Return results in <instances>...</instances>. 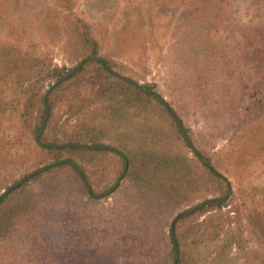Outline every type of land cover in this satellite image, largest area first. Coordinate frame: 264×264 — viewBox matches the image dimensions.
I'll list each match as a JSON object with an SVG mask.
<instances>
[{
	"label": "rangeland",
	"instance_id": "obj_1",
	"mask_svg": "<svg viewBox=\"0 0 264 264\" xmlns=\"http://www.w3.org/2000/svg\"><path fill=\"white\" fill-rule=\"evenodd\" d=\"M0 1L1 12L7 14L6 32H11L8 25L17 24L18 13L21 17L18 21L20 27L28 25L36 35L42 37L54 35L50 17L46 18L45 15L53 16L56 9L61 7L58 0ZM166 1L73 0L70 10L81 16L101 39L100 52L76 58L81 53L73 54L72 46L61 47L58 39L48 46L30 49L33 55L27 57V63L18 67L13 75L32 71L38 55L41 58L46 56L48 65L52 67H65L67 75L47 84L44 89L48 104L42 118L41 131L45 137L53 138L59 144L67 143L68 147L89 146V149L95 147L71 140L83 128L90 126L87 124L101 125L107 119L106 115H113L109 109L111 105L103 97L114 90L105 94V90L100 88L102 71L96 60L102 61L105 69L118 81L144 89H147L146 85L148 88L150 86L149 90L162 100L172 114L174 124L173 128L168 125L170 120L166 112L153 111L150 128L157 125V139L161 140L159 150L153 153L164 155L170 160L176 159L179 165L188 163L192 171L201 174L200 178L192 188L185 187L187 181L181 178L189 202H181L183 191L172 197L165 193L166 198L161 196L158 199L156 195L159 194L160 185L150 177H147L151 182L148 185L147 181L138 176L126 175L128 164L123 163L113 148L111 152H91L93 156L86 171L95 190L106 192L112 185H116L115 191L105 194L97 203L99 210L105 216L114 214L121 204L131 206L128 201L131 198L134 203L143 206L145 211L156 212L162 217L167 235L170 229L175 234V219L179 213L204 204L203 198L207 194L214 201L215 189L220 185H229L230 191L225 198H230L227 206L220 210H209L192 219V224L199 223L201 226H198L197 231L200 242L198 247L205 251V255L210 254L211 250L214 256L215 225H221L240 233L245 239L244 250L235 244L229 245L228 249L226 247L232 264H262L263 246L255 240L248 227L243 232L240 228L243 224L247 225L246 214L255 206H263L264 171L252 175L251 172L256 171L252 163H246L247 172L242 174L234 170L236 155L245 143L235 141L236 112L231 110H237L236 103H248L247 96L251 93L248 81L250 75L259 71L261 78L264 76V64L258 60H255L254 65L247 63V57H251L247 56L249 46L244 44L245 41L242 43L243 36L247 38L253 34L251 30L259 29L254 32V37L261 30L264 31V0H230L229 19L225 18L228 14L215 19V5L180 8L170 6ZM53 2L57 3L51 5L52 9L49 10L46 5ZM35 12L39 13L42 20L36 17ZM82 66L84 79L80 76L75 82L66 80ZM61 82L64 84L56 88ZM115 85L114 89H119L116 82ZM11 107L10 104L8 113L3 117V127L12 132L17 130L24 140L23 144L31 146L33 150L23 160L7 159L6 163L5 155L0 151V197L61 163V160H54L41 152L30 135L32 123H28L25 117L16 118ZM32 108L33 115H37L40 104ZM135 111L133 108L130 112L136 115ZM133 118L137 119L136 116ZM126 127L134 128L133 124ZM101 139L105 141V138ZM105 145L100 148H107ZM66 148L62 156H75V152H67ZM208 168L212 171L213 180L208 185L210 191L204 193L203 178L210 174ZM33 173L36 174L30 176ZM215 175L220 178L219 186L215 184ZM21 181V184L14 187ZM168 181L173 180L169 178ZM54 188L56 211L47 239L56 258L67 261L71 259L70 250L76 240L69 237L66 230L69 225H73V214L83 210L88 195L80 190L74 177L58 180ZM233 194L234 198H231ZM253 198L262 200L254 204ZM178 202L181 204L177 205ZM237 212H240L239 218ZM165 215H171L170 226ZM210 220L213 231L208 228ZM147 223L151 221L148 219ZM181 230V226L178 227L177 231ZM175 239V245H178ZM218 243L217 247L224 244ZM208 259L211 260V257Z\"/></svg>",
	"mask_w": 264,
	"mask_h": 264
},
{
	"label": "trees",
	"instance_id": "obj_2",
	"mask_svg": "<svg viewBox=\"0 0 264 264\" xmlns=\"http://www.w3.org/2000/svg\"><path fill=\"white\" fill-rule=\"evenodd\" d=\"M229 1L167 0L166 2L170 6L180 8L215 5V19L227 14L225 18L229 19L231 18L228 13ZM57 2L61 7L56 9L53 16L45 13V17H50L49 22L54 26V35L51 36L36 35L28 25L20 27L18 21L21 17L18 13H16L17 24L8 25L11 32H6L7 14L0 10V151L5 155L4 163L7 159L23 160L33 150L31 146L23 144L24 140L18 135L17 130L12 132L9 128L3 127L2 122L5 120L3 117L8 113L10 104L16 118L25 117L28 123H32L30 135L41 152L54 160H61L59 165L27 180L1 199L0 264H232L227 249L229 245L235 244L244 250V237L232 229L215 225V255L212 256L211 250L210 254L205 255V251L198 247L200 242L197 231L198 226H201L199 223L192 224L193 218L209 210H220L228 205L230 198L227 200L225 198L229 194L230 186L222 187L217 175H215V184L220 187L215 189L213 195L215 200L211 201L207 194L208 196L203 198L204 204L198 205L199 207L195 205L179 213L175 219V234L170 229L167 235L162 217L156 212L145 211L143 206L134 203L131 198L128 199L131 206L121 204L114 214L105 216L99 210L97 203L105 194L115 191L116 185H112L106 192L95 190L88 180L86 171V166L93 156L91 152H111L113 148L112 150L120 156L123 163L128 164L126 175L138 176L147 181L148 185L151 182L147 177H150L153 178L152 181L160 185L159 194L156 195L158 199L161 196L166 198L165 193L172 197L171 195H179L183 191L181 202L187 203L189 201L186 200L188 195L184 192L185 187L192 188L194 182H198L200 178L201 174L192 171L188 163L179 165L176 159L170 160L164 155L153 153L159 150L161 142L157 139L159 136L157 125L153 129L150 128L153 122V111L166 112L170 120L168 125L173 128L174 124L172 114L162 100L150 91V86L148 88L146 85L147 89H144L118 81L105 69L102 61L96 60L102 71L100 88L105 90V94L114 90L103 97L111 105L109 109L113 111V115H106L107 119L101 125L100 123L87 124L90 126L83 128L76 138L71 140L74 143L93 146L95 149H89V146L68 147L67 143L59 144L53 138L43 135L41 122L48 104L44 89L53 81L67 75L68 72H65V67L48 65L47 57L41 58L40 55L34 60L35 68L32 71L19 73L18 76L13 75L14 72L22 64L27 63V57L33 55L29 52L30 49L48 46L58 39L61 47L72 46L73 54L81 53L76 58L98 54L101 47V39L93 32L89 24L70 10L73 0ZM56 3H50L46 7L50 10L51 5ZM35 15L42 20L38 12H35ZM257 30L259 29L251 30L253 34L247 38L243 36L242 43L245 41L244 44L249 46L247 56L251 57H247V63L250 65H254L255 60L264 64V31L261 30V33L254 37V32ZM103 58L107 61L106 57ZM83 67L75 70L66 80L75 82L80 76L84 79ZM248 81L251 85V93L247 96L248 103L246 105L236 103L237 110H231L236 112L235 141L244 142L246 146L238 151L234 160V170L242 174L247 172L246 163H252L256 169L251 172L253 175L257 171H264V76L261 78L259 71L253 72ZM115 82L119 89H114ZM62 84L64 83H59L56 88ZM37 104H40L39 111L37 115H33L32 106ZM133 108L136 109V115L130 112ZM130 124H133V129L126 127ZM121 127L123 130H120ZM176 129L178 131L179 127ZM102 137L105 141L101 139ZM104 144L107 148L101 149L100 147ZM65 147L67 152H75V156H62ZM208 171L210 174L203 178L204 193L210 191L208 185L213 180L212 171L210 169ZM65 177L67 179L74 177L80 190L88 195V200L82 211L73 214V225H69L68 231L66 230L68 236L76 240L73 249L70 250L71 259L59 261L56 253L49 246L47 237L50 235V223L55 218L56 208L53 197L55 183ZM169 178L173 181H168ZM181 178L187 181L184 190ZM231 198H234V194ZM252 200L254 204H258L262 199L253 198ZM179 204L181 203L178 202L177 205ZM170 216L165 215L168 218V226L171 223ZM237 216L240 217V212H237ZM148 219L151 223H147ZM246 222L247 225H241V232L248 227L264 250V195L263 206L260 208L255 206L249 214H246ZM180 226L182 230L178 232L177 229ZM208 228L213 231L212 220L209 221ZM174 238L178 245H175ZM190 238H192L191 241ZM218 242L224 244L217 247ZM262 253L264 257V252ZM208 257H211V260ZM263 257L262 264H264Z\"/></svg>",
	"mask_w": 264,
	"mask_h": 264
},
{
	"label": "water",
	"instance_id": "obj_3",
	"mask_svg": "<svg viewBox=\"0 0 264 264\" xmlns=\"http://www.w3.org/2000/svg\"><path fill=\"white\" fill-rule=\"evenodd\" d=\"M37 172H39V171H37ZM37 172H36V173H37ZM36 173H33V174H31L30 176H32V175H34V174H36ZM21 183H22V181H21L20 183L16 184L14 187L18 186V185L21 184ZM9 190H10V189H9ZM5 194H6V193H5ZM3 196H4V195H2V196L0 197V201H1V199L3 198Z\"/></svg>",
	"mask_w": 264,
	"mask_h": 264
}]
</instances>
